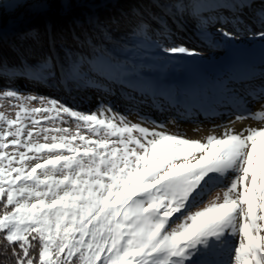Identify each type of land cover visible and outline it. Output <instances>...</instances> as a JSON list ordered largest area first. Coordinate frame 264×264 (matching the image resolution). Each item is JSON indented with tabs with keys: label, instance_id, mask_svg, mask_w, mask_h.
Returning a JSON list of instances; mask_svg holds the SVG:
<instances>
[{
	"label": "snow or ice",
	"instance_id": "6c2138e0",
	"mask_svg": "<svg viewBox=\"0 0 264 264\" xmlns=\"http://www.w3.org/2000/svg\"><path fill=\"white\" fill-rule=\"evenodd\" d=\"M11 7L0 22V99L14 110L0 111V241L14 264H264V123H243L264 122V0ZM0 10L8 15L2 0ZM186 31L235 49L222 75L166 78L203 55ZM244 39L262 42L259 62L235 48ZM14 78L69 96L127 90L139 118L105 100L86 112L24 93ZM205 92L223 96L210 111L234 119L199 138L170 131L199 118L188 99ZM145 106L172 119H148Z\"/></svg>",
	"mask_w": 264,
	"mask_h": 264
},
{
	"label": "rangeland",
	"instance_id": "374dc122",
	"mask_svg": "<svg viewBox=\"0 0 264 264\" xmlns=\"http://www.w3.org/2000/svg\"><path fill=\"white\" fill-rule=\"evenodd\" d=\"M2 2L4 4V8L7 9L8 15H4L3 10H0V17L2 18V20L7 19L8 21L11 18L10 14L12 13L11 5L13 3V0H2ZM185 2L191 3V0H185ZM2 20L0 22H3ZM189 37H191V39L188 40L190 46H195L197 50L203 53V55L201 57L195 58L185 67L169 71L166 74V78L172 82L185 83L190 80H195L203 84L204 81H211L216 77L222 75L225 68L230 63H232L236 57L235 49L232 46L220 44L218 47H209L206 46V44L201 43L200 40L196 38V35H193L192 31H186L183 34V38L188 39ZM261 43L262 42L259 40L249 41L247 39H244L238 45H236L235 48L244 51L246 48H256L257 45L258 47H261ZM254 59L257 62H259L260 60L256 58ZM153 76H155V74H153ZM15 86L24 93L59 96L86 112L96 111L99 103L102 100H105L107 103L111 104L116 111L124 114L133 122H135L139 118L137 114V110L139 109V101H137V108L129 112L130 95L127 90L121 89L119 94L115 96H102L101 94L92 90H81L79 92H73L69 96L59 88H52L50 85L36 84L22 78L15 79ZM94 97L100 99L98 103L94 102V100H91ZM190 98H194L196 100L200 99L202 103H205V101L207 100H215V103H218L223 99L222 94L219 92H214L211 95L207 94V92L202 95L194 94L190 96ZM0 111H5L9 115H14V110L9 106L8 101L5 99H0ZM142 114L145 115L148 119H151L149 117L150 115H154L156 117L155 119L158 118L162 122L165 121V119H172V117L166 113L155 112L154 114H146L142 111ZM190 120V118L179 120L177 121L176 125L170 124L169 129L170 131H179L181 133H186L189 137L192 138L206 136L211 131L209 128H205L202 123ZM213 195H215V193H213Z\"/></svg>",
	"mask_w": 264,
	"mask_h": 264
},
{
	"label": "bare ground",
	"instance_id": "6f19581e",
	"mask_svg": "<svg viewBox=\"0 0 264 264\" xmlns=\"http://www.w3.org/2000/svg\"><path fill=\"white\" fill-rule=\"evenodd\" d=\"M242 52H245L248 55H250L251 57H254L256 59H260L261 47L260 46L258 47V45H257L256 48H254V47L251 49L246 48ZM91 100H94V102L98 103V101L100 99L97 97H94ZM188 102L191 103L196 108L200 109V111L202 112L198 119H196V120L191 119L190 121H197L199 123H202L205 128H209L210 130H213L215 128V130L217 132H219L222 129L216 128V125H227L229 123L230 119H234V115H230L227 108L215 109L213 111H210L212 105H214V103L216 102L215 100H213V101L207 100V101H205V103H202L200 101V99L196 100L194 98L189 97ZM229 103H232V101H229ZM250 107L252 108L253 111L259 110V105H257V104H252ZM142 111L145 112L146 114H149V113L154 114L155 112H157L154 109H152L150 106L143 107ZM225 111H227V112H225ZM213 114H214V116H213ZM149 117L151 119L156 118L154 115H150ZM243 123L248 125V126L256 127V126H258L264 122L258 121V120H250V121H245ZM240 125H241L240 121H237L235 124L236 127H239Z\"/></svg>",
	"mask_w": 264,
	"mask_h": 264
},
{
	"label": "trees",
	"instance_id": "16d2710c",
	"mask_svg": "<svg viewBox=\"0 0 264 264\" xmlns=\"http://www.w3.org/2000/svg\"><path fill=\"white\" fill-rule=\"evenodd\" d=\"M112 11H114L113 8L101 9L100 13L103 15V14H106V13H109V12H112ZM1 20H2V18L0 17V21ZM2 21L5 22V21H7V19H3ZM8 58L10 60L14 59V57L12 56L11 53L8 54ZM0 264H14V259L11 256L10 250L8 252L4 251L3 242L2 241H0Z\"/></svg>",
	"mask_w": 264,
	"mask_h": 264
}]
</instances>
